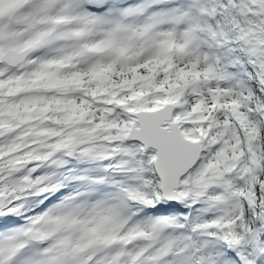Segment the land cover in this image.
I'll list each match as a JSON object with an SVG mask.
<instances>
[{
    "label": "snow or ice",
    "instance_id": "1",
    "mask_svg": "<svg viewBox=\"0 0 264 264\" xmlns=\"http://www.w3.org/2000/svg\"><path fill=\"white\" fill-rule=\"evenodd\" d=\"M0 264H264V0H0Z\"/></svg>",
    "mask_w": 264,
    "mask_h": 264
}]
</instances>
